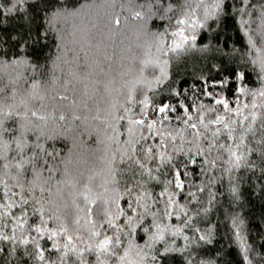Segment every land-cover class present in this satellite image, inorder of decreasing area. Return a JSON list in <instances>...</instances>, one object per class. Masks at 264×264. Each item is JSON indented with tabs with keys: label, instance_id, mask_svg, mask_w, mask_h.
<instances>
[{
	"label": "trees",
	"instance_id": "trees-1",
	"mask_svg": "<svg viewBox=\"0 0 264 264\" xmlns=\"http://www.w3.org/2000/svg\"><path fill=\"white\" fill-rule=\"evenodd\" d=\"M0 8L4 39L13 37L0 45V235L15 237L0 240V264H264V0H0ZM180 28L194 45L165 55L157 36L166 50ZM120 29L126 47L115 41ZM25 31L44 38L18 48ZM145 96V126L129 133ZM164 103L176 105L168 119L154 111ZM221 115L228 128L210 123ZM133 147L151 176L128 159ZM68 236L75 251L63 247ZM105 236L109 252L97 248Z\"/></svg>",
	"mask_w": 264,
	"mask_h": 264
},
{
	"label": "snow or ice",
	"instance_id": "snow-or-ice-1",
	"mask_svg": "<svg viewBox=\"0 0 264 264\" xmlns=\"http://www.w3.org/2000/svg\"><path fill=\"white\" fill-rule=\"evenodd\" d=\"M9 2H11V0H9ZM155 2L157 4L161 3V0H155ZM241 3H243V0H241ZM217 7H220L219 4L216 5ZM149 9H151V3H149ZM9 11H11V9H9ZM6 13L2 10V8H0V17H3L5 16ZM136 16L139 17V18H142L141 17V13L140 12H137L136 13ZM116 23L118 24L119 23V20L117 19L116 20ZM185 23L184 20H178L177 21V24L178 25H183ZM22 27H24L22 25ZM202 27V25H201ZM7 31V29L3 28L2 26V23H0V45H3V44H6L8 43L9 40H12L13 37L11 35L8 36L7 40L4 39V33ZM171 35L173 37H180V41L179 43L173 39L171 41V44L167 47V49L165 50L164 49V44H165V34L164 33H160L158 36H157V40L158 42L160 43L161 45V50L164 52L165 55H167V52H173V53H178L179 51H182L186 45H194V42L196 40V36L195 35H191L190 37L189 36H186L184 34V30L183 28H180L179 31H175V32H172ZM44 37L42 35H38L37 37H31L29 35V32L28 31H25V32H22V33H18L17 37L15 38V43L17 45V47H23V46H27V47H35V43L36 42H39L40 40H42ZM7 55V52H2L0 53V57L2 56H6ZM14 63H16L17 61H13ZM167 63V62H165ZM162 75H166V73H163L162 72ZM241 79H243V76H241ZM0 91H2V89H0ZM239 91L241 93H243L245 91L244 88H240ZM181 93H177V95H181ZM210 95V94H209ZM260 96H264V91H261L259 93ZM63 99V97H62ZM141 103L143 104V109L141 111V115L144 117L143 119H136V120H133V119H129V123L132 125V127H130L128 129L129 133H131L133 131L134 128H136V126H145V119L147 118V108H148V99L147 97L145 96L144 100L141 101ZM215 103L218 104V105H222L223 109L228 112V113H234L236 116H240L242 115V109L241 108H233V109H230L229 108V104L226 100L224 99H217L215 100ZM190 107V106H189ZM202 107V106H201ZM243 107H248L247 104L243 105ZM253 107H256L255 104H253ZM176 105H171L169 103H164L162 107H158V108H154V111H156L158 114H163L164 116V119H168V116H167V113L168 112H174L176 111ZM184 112L187 114L188 113V109L185 108L184 109ZM9 117H11V113H8L7 114ZM33 115L35 116L36 113H33ZM253 117H254V114H253ZM38 120H41V121H44L47 119V117L41 115V116H38L37 117ZM61 120L64 119L63 116L60 117ZM121 119H124V117H121ZM193 118L191 115H187V119H184L183 120V123L188 125L190 128L192 129H196L197 128V124L196 123H191V124H188L189 121H191ZM199 121H200V124L206 129L208 128V124H205L204 123V120H203V117H198ZM244 119H248V117H244ZM226 121V117L225 116H217V118L215 120H212L210 123L212 124H224V127L225 128H228V124L225 122ZM162 123V121H159ZM158 121L157 120H152L151 122H149L147 125H146V128L148 130H152V129H155L156 125H157ZM5 131L7 132H12L13 129L11 128H8V129H5ZM219 133V129H217L216 132H213L212 135L213 136H216L218 135ZM159 134V133H157ZM143 139H147V137H142ZM171 139H175V137H171ZM243 139V137L241 138ZM137 143L139 141H136ZM35 147L39 148L41 152L45 151L43 146L42 145H39L37 144ZM159 147H166V145L163 143V141H161V144ZM239 147V145H238ZM18 148L19 150L22 152L23 151V142H21L19 145H18ZM146 153L148 154L146 156V159H153V157L151 156V153L153 152V148L152 147H148L146 150ZM48 156H52V153L51 152H48L47 153ZM233 155H235V153H233ZM128 159L130 160H133V162L135 164H137L141 169H144V171L149 175L151 176V172L152 170L147 168V165L143 162H141L140 159L138 158H135V148L133 147V155L129 156ZM159 159H160V162L161 163H171V157L170 156H167L165 155L163 152H160L159 153ZM237 161H239L240 157L237 156L236 157ZM26 163V161H25ZM42 164H46L47 163V160H42L41 161ZM194 163V161H193ZM175 176H176V187L177 188H183V182L180 180V172L179 171H176L175 172ZM154 178V177H153ZM163 195V193H162ZM24 203H27V201H24ZM42 214V213H41ZM131 221H132V218L131 217H128V222L129 224H131ZM46 223V221H45ZM78 223V221H77ZM108 224L110 227H115V224L112 220H109L108 221ZM35 231L37 233H40L41 235H43L45 232H47V229L46 228H40V227H37L35 229ZM67 232V229H63L62 232L58 233L57 231H51L48 235V238L49 239H53L54 237H56L57 235H62V234H66ZM93 235L95 236H99L100 233L99 232H94ZM162 238V237H161ZM10 239H15L14 236L12 237H9L8 235H0V240H3V241H8ZM68 239V242L67 244L63 245V247L65 249H69V245L72 243V237L71 236H68L67 237ZM23 244H28L29 243V240L27 238H24L22 241H21ZM33 243H35V246L36 248L38 249V258L43 261L45 259L44 257V251L42 249H40V246L38 243H36L35 241V238H33L32 240ZM119 236L116 237V244L118 245L119 244ZM113 244V237L111 236H105V238L100 242L99 245H97V248L101 251V252H109V246ZM54 247L56 248V250H59V245H54ZM70 251H75L74 248H71L69 249ZM88 250H91V245H89V248ZM7 250L5 248H0V253H5ZM68 253L65 252L64 255L66 256ZM112 255H115L114 252L110 253ZM128 256V252L125 251L124 252V255L123 256H120L119 259L120 260H124L126 257Z\"/></svg>",
	"mask_w": 264,
	"mask_h": 264
},
{
	"label": "rangeland",
	"instance_id": "rangeland-1",
	"mask_svg": "<svg viewBox=\"0 0 264 264\" xmlns=\"http://www.w3.org/2000/svg\"><path fill=\"white\" fill-rule=\"evenodd\" d=\"M116 31H119V30H116ZM122 30L120 29V32H121ZM125 32H127V31H125ZM122 36H123V34H122V32L120 33V35L118 36L119 37V39L117 38V39H115V41L117 42V43H120V44H122L123 46H127V43L126 42H124V40H123V38H122ZM132 36V35H131ZM121 41V42H120ZM124 42V43H123ZM116 45H118V44H116ZM115 45V46H116ZM121 45V46H122Z\"/></svg>",
	"mask_w": 264,
	"mask_h": 264
}]
</instances>
